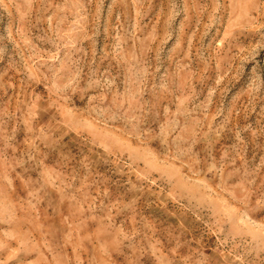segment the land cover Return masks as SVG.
Listing matches in <instances>:
<instances>
[{
	"label": "rangeland",
	"instance_id": "rangeland-1",
	"mask_svg": "<svg viewBox=\"0 0 264 264\" xmlns=\"http://www.w3.org/2000/svg\"><path fill=\"white\" fill-rule=\"evenodd\" d=\"M0 264H264V0H0Z\"/></svg>",
	"mask_w": 264,
	"mask_h": 264
}]
</instances>
